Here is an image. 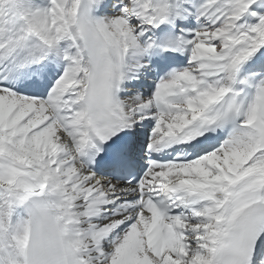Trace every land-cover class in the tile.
<instances>
[{
	"label": "snow or ice",
	"instance_id": "6c2138e0",
	"mask_svg": "<svg viewBox=\"0 0 264 264\" xmlns=\"http://www.w3.org/2000/svg\"><path fill=\"white\" fill-rule=\"evenodd\" d=\"M0 264H264V0H0Z\"/></svg>",
	"mask_w": 264,
	"mask_h": 264
}]
</instances>
